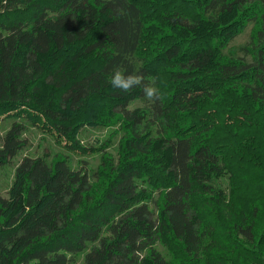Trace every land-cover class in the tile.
<instances>
[{
	"label": "trees",
	"instance_id": "obj_1",
	"mask_svg": "<svg viewBox=\"0 0 264 264\" xmlns=\"http://www.w3.org/2000/svg\"><path fill=\"white\" fill-rule=\"evenodd\" d=\"M249 22L252 60L225 55ZM117 67L142 83L113 87ZM5 117L0 166L28 143L19 118L71 153L86 125L126 134L94 180L63 153L22 158L0 264H264V0H0Z\"/></svg>",
	"mask_w": 264,
	"mask_h": 264
},
{
	"label": "rangeland",
	"instance_id": "obj_2",
	"mask_svg": "<svg viewBox=\"0 0 264 264\" xmlns=\"http://www.w3.org/2000/svg\"><path fill=\"white\" fill-rule=\"evenodd\" d=\"M254 28L255 22H249L244 31L230 41L222 52L230 57L251 61L252 55L249 52V43L252 40ZM142 105V101L136 100L131 104V108ZM19 119L26 125L23 138L27 139L28 143L9 163L0 166V195L4 196L8 194L15 178L16 168L25 155L32 157L42 156L48 162H51L54 156L63 153L67 155L72 168L86 166L92 180H94V174L99 168L103 153H111L117 159L122 140L126 134L120 124L111 126L86 125L79 130L78 138L85 146L89 147V150L82 153H71L67 152L61 144L56 142L51 134L44 132L41 128L28 121L27 118ZM13 121V117H5L0 122L1 134L6 133ZM212 184L215 187L223 188L228 193L230 192L231 184L228 176L216 178L212 181ZM91 247L92 244L89 245V248ZM156 247L168 258L171 256L167 247L162 243L158 242ZM85 255L86 252L78 254L70 264H84Z\"/></svg>",
	"mask_w": 264,
	"mask_h": 264
},
{
	"label": "clouds",
	"instance_id": "obj_3",
	"mask_svg": "<svg viewBox=\"0 0 264 264\" xmlns=\"http://www.w3.org/2000/svg\"><path fill=\"white\" fill-rule=\"evenodd\" d=\"M110 82L113 87L127 92L134 86L140 85L142 83V78L135 74L125 76L117 67L114 69V74ZM144 94L146 99L151 102L160 98L158 89L152 85L144 86Z\"/></svg>",
	"mask_w": 264,
	"mask_h": 264
}]
</instances>
